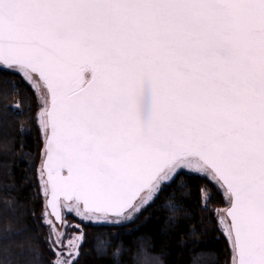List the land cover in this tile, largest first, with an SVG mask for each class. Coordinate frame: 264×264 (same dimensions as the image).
<instances>
[{
	"label": "snow or ice",
	"instance_id": "snow-or-ice-1",
	"mask_svg": "<svg viewBox=\"0 0 264 264\" xmlns=\"http://www.w3.org/2000/svg\"><path fill=\"white\" fill-rule=\"evenodd\" d=\"M0 69L46 88L44 191L65 229L61 197L131 219L190 170L226 189L233 264H264V0H0ZM82 238L50 237L51 264H76Z\"/></svg>",
	"mask_w": 264,
	"mask_h": 264
},
{
	"label": "trees",
	"instance_id": "trees-1",
	"mask_svg": "<svg viewBox=\"0 0 264 264\" xmlns=\"http://www.w3.org/2000/svg\"><path fill=\"white\" fill-rule=\"evenodd\" d=\"M41 105L20 73L0 69V264H51L54 259L38 178ZM202 188L211 192L206 207ZM227 203L215 181L181 170L132 219L81 222L76 264H231L232 246L217 213Z\"/></svg>",
	"mask_w": 264,
	"mask_h": 264
},
{
	"label": "rangeland",
	"instance_id": "rangeland-1",
	"mask_svg": "<svg viewBox=\"0 0 264 264\" xmlns=\"http://www.w3.org/2000/svg\"><path fill=\"white\" fill-rule=\"evenodd\" d=\"M88 77H89V74H86V78H88ZM33 81H35V84H31V85L35 89V91L37 92V95L39 96L41 104H42L41 108L39 110V113H40L46 107V104H47V91H46V88L44 87L42 81H40L39 77L35 74L33 75ZM39 113H38V124H39V127L41 129V134H42V139H43L44 135H45V131H44V129L40 123ZM41 153H43V145L41 148ZM187 171H190V170H187ZM38 178H39L41 193L43 195V200H45L44 198H45L46 193L44 191L45 184H44V178H43L42 169H41V160L38 164ZM223 190H224L225 198H226L227 202H229V196H228V194L224 188H223ZM143 195H146V193ZM139 202L140 201L137 200V203H139ZM44 204H45V201H44ZM64 204H65V202L62 203V217H64L66 223L68 225H70L69 227H67L65 229L64 226L60 222L59 223L56 222L53 219V217L49 214L45 205H44V222L48 226V237L47 238H48L49 245H50V237L52 240H56L59 237L60 239H63V241H64L65 252L68 251L67 243L69 240H71L75 236H82L83 237V231L80 227L81 222H88L89 221V222L94 223V224H102V223H104V224H119V223H123V222L130 220V219L120 218V217L110 216V215L107 217V220H104V219L87 220L84 217L76 215L75 212H73L72 214L66 215V209L64 208ZM227 205H228V203H227ZM226 206L218 208L217 213H218L219 226L222 229L223 233L228 238V232L226 231V229L229 227V223H228V220H227L225 212H224V209ZM72 218H74V220ZM49 220L53 221V224L55 225L54 230H52V225L48 224ZM113 222H115V223H113ZM76 226H78V228ZM64 232H66V235H61V233H64ZM82 239L79 241V244H81ZM228 240H229V238H228ZM229 242L231 244L230 240H229ZM60 247L61 246L59 244L56 245L57 254L54 255V259L58 258V253H59ZM69 258H71V257H69ZM231 262H232L231 264H233V251H232Z\"/></svg>",
	"mask_w": 264,
	"mask_h": 264
},
{
	"label": "water",
	"instance_id": "water-1",
	"mask_svg": "<svg viewBox=\"0 0 264 264\" xmlns=\"http://www.w3.org/2000/svg\"><path fill=\"white\" fill-rule=\"evenodd\" d=\"M36 75V74H35ZM38 76V75H37ZM90 78V74H89V77ZM46 147H47V140H46V136L44 135V138H43V153H42V158H41V169H42V174H43V178H44V184H45V181L47 179V174L46 172L43 170V164H44V161L46 160ZM64 175H67V172L66 170L64 171ZM225 189V188H224ZM226 190V189H225ZM62 198V197H61ZM49 199V195L47 194L46 196V203H45V206L46 208L50 211L51 213V209L50 207H48L47 205V201ZM63 199V198H62ZM64 201V200H63ZM83 207L82 203H81V208ZM231 207V202H230V198H229V202H228V205L225 207L224 209V212H225V215H226V218L228 220V223H229V226L231 224V218L227 216V209ZM110 216H114V215H110ZM55 218V217H54ZM56 221V220H55ZM59 223V221H56Z\"/></svg>",
	"mask_w": 264,
	"mask_h": 264
},
{
	"label": "flooded vegetation",
	"instance_id": "flooded-vegetation-1",
	"mask_svg": "<svg viewBox=\"0 0 264 264\" xmlns=\"http://www.w3.org/2000/svg\"><path fill=\"white\" fill-rule=\"evenodd\" d=\"M46 196H47V194L45 195V198H44V199H45V200H44L45 203H46ZM63 202H65V201H63V199L61 198V199H60V205H61V216H62V203H63ZM47 210H48V209H47ZM48 212H49V214H50V211H49V210H48ZM52 217H53V219L55 220L54 216H52Z\"/></svg>",
	"mask_w": 264,
	"mask_h": 264
}]
</instances>
